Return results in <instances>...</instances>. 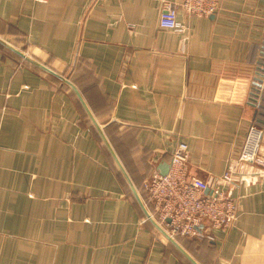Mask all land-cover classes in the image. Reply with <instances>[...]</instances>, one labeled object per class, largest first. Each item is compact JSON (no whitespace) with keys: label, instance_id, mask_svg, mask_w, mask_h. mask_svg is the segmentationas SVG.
Returning <instances> with one entry per match:
<instances>
[{"label":"crops","instance_id":"1","mask_svg":"<svg viewBox=\"0 0 264 264\" xmlns=\"http://www.w3.org/2000/svg\"><path fill=\"white\" fill-rule=\"evenodd\" d=\"M218 1L179 7L176 32L158 25L162 0H0V39L76 86L148 213L142 181L188 145V175L237 206L227 229L173 236L199 264H264V53L246 12L260 1ZM252 123L257 157L236 164ZM0 264H192L70 86L1 43Z\"/></svg>","mask_w":264,"mask_h":264},{"label":"built area","instance_id":"2","mask_svg":"<svg viewBox=\"0 0 264 264\" xmlns=\"http://www.w3.org/2000/svg\"><path fill=\"white\" fill-rule=\"evenodd\" d=\"M162 1L158 25L176 32L184 30L177 18L179 7L187 13L208 16L215 13L219 6L218 0ZM261 138L262 128L256 123L250 124L235 163L256 159ZM188 159V145L181 141L171 155L168 171L165 174L154 172L142 181L140 188L151 205L149 214L171 236L201 237L204 226L227 229L237 217L236 203L219 189L218 179L208 183L189 176ZM231 174L229 165L221 179L230 182ZM206 236L212 238L209 234Z\"/></svg>","mask_w":264,"mask_h":264},{"label":"water","instance_id":"3","mask_svg":"<svg viewBox=\"0 0 264 264\" xmlns=\"http://www.w3.org/2000/svg\"><path fill=\"white\" fill-rule=\"evenodd\" d=\"M0 43L2 45H4L6 48L10 49L11 51L15 52L16 54H18L19 56H21L22 58L26 59L27 61L31 62L32 64L38 66L39 68H41L42 70L54 75L55 77L61 79L63 82H65L67 85L70 86V88L74 91V93L76 94L77 98L79 99L80 103L82 104V106L84 107L87 115L89 116V118L91 119L92 123L94 124L96 130L98 131L105 147L107 148V150L109 151L111 157L113 158L114 162L116 163L120 173L123 175V177L125 178L126 182L128 183L133 195L135 196V198L137 199V201L139 202V204L141 205V207L143 208L147 218L153 223V225L168 239V241H170V243L187 259L189 260L192 264H199L176 240L173 236H171L170 234H168L152 217L151 215L147 212L146 208L143 205V202L140 198V195L136 189V187L134 186V184L132 183L128 173L126 172V170L124 169L123 165L121 164L119 158L117 157L115 151L113 150L112 146L110 145L107 137L105 136L102 128L100 127V125L97 123V121L95 120V118L93 117V115L91 114V112L89 111L87 105L85 104L83 97L81 96L80 92L78 91V89L76 88V86L69 81L67 78L61 76L60 74L56 73L55 71H53L52 69H50L49 67H47L46 65L34 60L33 58H31L30 56H28L27 54H25L23 51L15 48L13 45L9 44L6 41H3L2 39H0ZM168 167L165 166L162 168V170H160V174H165L167 172ZM168 221V219H167Z\"/></svg>","mask_w":264,"mask_h":264},{"label":"rangeland","instance_id":"4","mask_svg":"<svg viewBox=\"0 0 264 264\" xmlns=\"http://www.w3.org/2000/svg\"><path fill=\"white\" fill-rule=\"evenodd\" d=\"M259 1L260 3L255 6V10H247L246 12L248 14V23H250L248 27L252 29V33L260 31L261 38L260 40H256V43L261 44V51L262 53H264V0H255L256 3H258ZM253 20H255V26H253Z\"/></svg>","mask_w":264,"mask_h":264}]
</instances>
